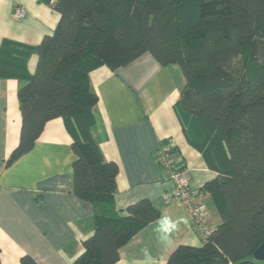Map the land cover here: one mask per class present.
<instances>
[{
    "label": "trees",
    "instance_id": "trees-1",
    "mask_svg": "<svg viewBox=\"0 0 264 264\" xmlns=\"http://www.w3.org/2000/svg\"><path fill=\"white\" fill-rule=\"evenodd\" d=\"M37 1L58 14L53 32L35 46L0 45V77L20 82V137L8 163L32 148L48 121L62 119L74 154L73 193L95 210L93 234L72 264H114L159 216L147 199L109 214L118 166L104 160L92 135L90 72L115 71L144 53L180 68L176 115L216 173L200 192L222 204L220 223L201 245L179 246L166 264H264L253 259L264 241V0ZM20 262L37 264L29 256Z\"/></svg>",
    "mask_w": 264,
    "mask_h": 264
},
{
    "label": "crops",
    "instance_id": "crops-1",
    "mask_svg": "<svg viewBox=\"0 0 264 264\" xmlns=\"http://www.w3.org/2000/svg\"><path fill=\"white\" fill-rule=\"evenodd\" d=\"M16 9L23 11L21 18L14 16ZM58 19L37 0H0V45L8 40L35 46L53 32ZM36 60V55L28 60L30 74ZM89 82L97 97L93 139L104 160L118 166L109 214L124 215L142 199L159 213L119 249L114 264H166L179 246H200L185 208L166 201L172 183L157 161L162 144L175 149L204 206L208 229H215L222 204L200 189L216 173L189 145L174 108L185 83L180 68L162 67L144 53L115 71L96 68ZM19 85L17 79L0 77V264H21L23 256L37 264H72L82 241L93 234L95 210L73 193L74 154L62 119L48 121L32 148L8 163L20 137Z\"/></svg>",
    "mask_w": 264,
    "mask_h": 264
},
{
    "label": "built area",
    "instance_id": "built-area-1",
    "mask_svg": "<svg viewBox=\"0 0 264 264\" xmlns=\"http://www.w3.org/2000/svg\"><path fill=\"white\" fill-rule=\"evenodd\" d=\"M24 15L21 9H16L14 16L21 18ZM157 161L167 173V178L172 183L171 191L166 194L167 202L181 204L190 219L192 228L200 240L206 239L210 231L206 223V211L202 202L190 188L188 169L176 157L172 147L164 143L157 151Z\"/></svg>",
    "mask_w": 264,
    "mask_h": 264
},
{
    "label": "water",
    "instance_id": "water-1",
    "mask_svg": "<svg viewBox=\"0 0 264 264\" xmlns=\"http://www.w3.org/2000/svg\"><path fill=\"white\" fill-rule=\"evenodd\" d=\"M253 259L256 260V261H263L264 260V241L254 251Z\"/></svg>",
    "mask_w": 264,
    "mask_h": 264
}]
</instances>
